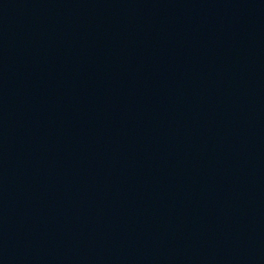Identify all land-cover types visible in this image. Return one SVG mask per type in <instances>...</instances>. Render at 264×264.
<instances>
[{
    "label": "water",
    "instance_id": "obj_1",
    "mask_svg": "<svg viewBox=\"0 0 264 264\" xmlns=\"http://www.w3.org/2000/svg\"><path fill=\"white\" fill-rule=\"evenodd\" d=\"M0 264H264V0H0Z\"/></svg>",
    "mask_w": 264,
    "mask_h": 264
}]
</instances>
